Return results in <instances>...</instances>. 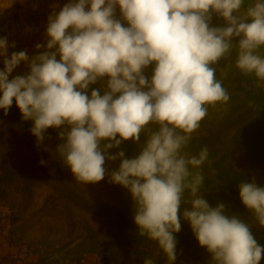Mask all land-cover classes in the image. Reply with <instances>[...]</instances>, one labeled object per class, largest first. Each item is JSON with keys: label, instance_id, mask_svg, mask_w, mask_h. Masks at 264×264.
I'll use <instances>...</instances> for the list:
<instances>
[{"label": "clouds", "instance_id": "clouds-1", "mask_svg": "<svg viewBox=\"0 0 264 264\" xmlns=\"http://www.w3.org/2000/svg\"><path fill=\"white\" fill-rule=\"evenodd\" d=\"M117 5L127 27L113 18ZM242 6L243 0H75L49 17L47 44L36 45L46 50L30 61L25 51L8 56L0 38V109L6 114L15 101L23 119L33 121L38 142L47 129L66 126L54 155L79 182L103 180L105 160L119 158L111 182L130 192L139 234L156 241L169 264L176 259L173 233L181 228L185 189L192 200L183 217L214 264H259L264 253L244 223L223 214V204L213 208L198 195L204 176L189 168L199 169L208 150L181 153L207 115L205 105L229 100L209 65L235 46L236 67L264 80V58L256 54L264 46V2L243 12ZM210 10L228 26L210 27ZM21 62H28L29 72L9 79ZM153 63L149 81L142 70ZM104 77L107 90L93 89L89 97V85ZM150 123L158 130L147 135L135 158H124L123 151L107 155L122 141L139 142ZM239 189L242 203L264 226V188L241 183Z\"/></svg>", "mask_w": 264, "mask_h": 264}, {"label": "rangeland", "instance_id": "rangeland-1", "mask_svg": "<svg viewBox=\"0 0 264 264\" xmlns=\"http://www.w3.org/2000/svg\"><path fill=\"white\" fill-rule=\"evenodd\" d=\"M253 3L255 2L251 3V0H243L242 11ZM116 9H119V6H116ZM113 18L120 20L123 26H128L120 10ZM209 26L212 27L210 22ZM233 48L238 52L235 46ZM222 61L223 59L209 66L220 70L221 76L224 75L225 79L217 78V80L226 91L244 95L253 87L256 91L264 92V82L261 79L253 82V85L244 81L237 87L230 77H234L240 71L237 68L232 70L231 64L227 68L223 67ZM154 67L153 63L142 70V75L149 81ZM107 80L108 77L98 80L89 85V90L103 88L106 91ZM241 86H246L247 90L241 89ZM239 100H241L239 103L243 105L248 103V105L239 107L238 111L222 125L214 145L205 146L208 150V158L200 168L190 167L189 170L213 172L219 168L217 163L222 161V165L247 174L258 187L264 188V168L247 156L238 138L240 131L255 121L261 111L253 106L251 100L248 102L244 97ZM12 122L13 128L10 129ZM19 122L10 109L6 114L4 109H0V176H4L10 170L18 172L12 181L4 180L0 184L1 188L8 186L3 197L0 193V214L7 219L9 238L24 251L23 258L33 260L35 264H107L108 259L116 264H144L143 257L137 250L115 241L117 240L116 213L124 208H134L130 192L123 186L111 182L110 179V174L117 171L120 164L114 166L111 160L106 159L103 180L87 184L79 182L70 168L54 155L57 149L55 143L62 142L58 134L61 130L65 131V128L47 129L44 133L45 139L38 142L30 131L33 121L29 123L31 128L28 130L20 127ZM17 123H19L18 128H16ZM204 133L196 130L198 140ZM101 147L103 148V145ZM110 150H107V155H110ZM200 151L190 150L185 153L192 156L198 155ZM41 161L45 163L41 164ZM26 172L30 174L31 181L28 183L32 193L25 194L22 190L24 185L22 180ZM67 185L75 186L74 199L58 192V188H67ZM85 201L89 203L85 204ZM151 247L153 253L150 247L142 250L146 252L145 254H149L153 264L154 262L169 264L167 256L161 260V255L165 253L158 244ZM178 249L180 250V247ZM178 249L176 259L171 264H182L178 262L182 250Z\"/></svg>", "mask_w": 264, "mask_h": 264}, {"label": "trees", "instance_id": "trees-1", "mask_svg": "<svg viewBox=\"0 0 264 264\" xmlns=\"http://www.w3.org/2000/svg\"><path fill=\"white\" fill-rule=\"evenodd\" d=\"M118 10L119 9H116L114 11V14H116ZM14 48L15 42L10 41L8 43L7 49L8 56H11V54L14 52ZM4 58L5 57H0V70H3L4 68ZM222 59L223 67L227 68V66L231 64L230 68L232 70H235V68H237V52L234 48L231 49L230 54H226V56ZM238 70L240 71L239 73L234 75V77H230L237 87H239L238 85H240V83L244 81L249 82L250 85H253V82L260 80L255 76L254 73L245 74L240 69ZM12 78V74H10L9 79ZM217 78L225 79L224 75H220V70H216V79ZM240 88L243 90H247L246 86H241ZM86 93L90 97L91 90H89L88 88L86 90ZM227 93L229 95V100L227 102H217L212 105H205V107L207 108V115L202 121H200L199 127L196 129L198 132L204 131L205 133L199 136V140L196 136V130L191 133L190 139L187 145L181 149V153H188L190 150H202L203 147L207 146L208 144V146L214 145V143L217 141L216 139H218L219 137L218 132L221 129L222 125L226 123L231 115L238 111L239 107H245L246 105H248V103L245 105L239 103V101H241L239 99L244 97L248 102L251 100L253 106L256 107L257 110H260L261 113L255 121H252L240 131L238 138L247 156L254 163L264 168V92L256 91L253 87H251V90L248 89L246 94L244 95L233 94L229 91H227ZM9 109L13 112L15 118L20 121V127L26 130L31 128L29 126V123H31L32 120L23 119L22 114L15 104V101H13V104ZM19 123H17L16 128L19 127ZM12 128L13 122L10 124V129ZM63 128H65V131H67L66 126H62L60 129ZM156 130H158V125L150 123L148 126H146L144 133H141L139 142H134L131 139L122 141L118 148H111L110 155H116L118 152L123 151L125 154L124 158H135L139 154L140 146L145 142L147 135H149L150 132ZM117 139H119V136H117ZM61 143H63V141L60 143H55V146L58 147V145ZM103 143H107V141L102 142L101 146L103 145ZM111 162L114 166H118L120 164V159L117 158L116 160H111ZM221 162L222 161L217 163V166H219V168L214 170L213 172H201L204 176V180L199 189L198 195L201 198L205 199L213 208L217 207L220 204H223V214L228 218L235 217L239 221L244 223L249 228L257 244L261 246V248H264V226L259 223L255 212L252 209L247 208L242 203L239 195V185L241 183H254L257 187L258 185L247 174L238 172L231 169L230 167L222 165ZM190 171L193 173L196 172L194 170ZM17 173V171L13 170L7 171L4 176H0V184H2L4 180L12 181L13 177L16 178ZM22 181H24V185L22 186V190L24 191V193H32L31 186L28 183V181H31L30 174L26 172V175L24 176V179ZM7 187L8 186L1 188L0 186V193L2 194V197L5 195ZM18 187L16 188L19 189ZM73 187L72 185H67V188H58V192L65 193L66 197L74 199ZM182 200L184 203L181 204L180 212L178 213L180 217L181 228L179 232L173 233L177 247L175 248V251L177 252V249L179 247L180 250H182L179 253L182 254V256L179 257L178 262H181L182 264H214L212 254L209 253L205 247L199 245L197 238L193 234L194 232L191 228L190 223L183 217L184 208L191 206L192 196L189 189H185V191L183 192ZM87 203L89 202L85 201V204ZM133 210L134 208H124L123 210H120L116 213L115 221L117 231L115 233V237L117 240L115 241L117 243L124 244L126 247L132 250H137L140 253V256L143 257V261H145L146 257L149 259L150 257L149 254H145L146 252L142 249H149L150 247V251L153 253L151 246H156L158 243L154 240L149 239L146 235L141 236L139 234L137 225L134 222ZM144 245L148 247H145ZM187 257H190V259H188ZM165 258L166 254H162L161 260ZM106 262L107 264H116L111 259H108V261L106 260ZM154 264L158 263L154 262ZM259 264H264V253H262Z\"/></svg>", "mask_w": 264, "mask_h": 264}, {"label": "crops", "instance_id": "crops-1", "mask_svg": "<svg viewBox=\"0 0 264 264\" xmlns=\"http://www.w3.org/2000/svg\"><path fill=\"white\" fill-rule=\"evenodd\" d=\"M69 2H75V0H49L48 2L45 0H0V16L5 15L4 24L0 26V38L5 39L7 44L10 41L15 42L13 51L17 53L25 51L30 61L31 58L46 50V47L37 49L36 45L46 46L47 44L46 29L49 17H54ZM252 2L256 0H251ZM88 7L86 6V11ZM68 31L71 32V29ZM52 51H55V48ZM256 54L264 58V46L258 48ZM28 72V62H21L11 74L14 78L17 75H26ZM261 81L264 82V80ZM6 220L4 215L0 214V264H35L33 260L23 258L24 251L9 238Z\"/></svg>", "mask_w": 264, "mask_h": 264}, {"label": "water", "instance_id": "water-1", "mask_svg": "<svg viewBox=\"0 0 264 264\" xmlns=\"http://www.w3.org/2000/svg\"><path fill=\"white\" fill-rule=\"evenodd\" d=\"M232 15L238 17L239 13L233 12ZM210 16H211L210 24H211L212 27L225 28V27L228 26L227 21H225L221 16H219V14H217L215 12H212L210 10ZM4 18H5V15H1L0 16V26L4 24ZM246 22H250V21H246ZM239 39H240L239 37L233 38L232 39V43L233 44H238L239 43Z\"/></svg>", "mask_w": 264, "mask_h": 264}, {"label": "built area", "instance_id": "built-area-1", "mask_svg": "<svg viewBox=\"0 0 264 264\" xmlns=\"http://www.w3.org/2000/svg\"><path fill=\"white\" fill-rule=\"evenodd\" d=\"M45 1H47V2H48L49 0H45Z\"/></svg>", "mask_w": 264, "mask_h": 264}]
</instances>
